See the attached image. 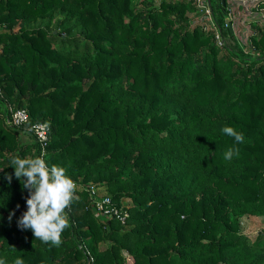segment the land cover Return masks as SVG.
<instances>
[{"label": "trees", "instance_id": "1", "mask_svg": "<svg viewBox=\"0 0 264 264\" xmlns=\"http://www.w3.org/2000/svg\"><path fill=\"white\" fill-rule=\"evenodd\" d=\"M222 3L212 1L219 46L188 16L193 0H0L7 264H264V230L240 229L241 216L264 215V24L252 21L245 51ZM8 105L28 110L27 127L5 123ZM39 121L43 158L76 185L58 247L17 227L28 192L10 161L40 156L29 127ZM90 185L128 214H97Z\"/></svg>", "mask_w": 264, "mask_h": 264}, {"label": "clouds", "instance_id": "2", "mask_svg": "<svg viewBox=\"0 0 264 264\" xmlns=\"http://www.w3.org/2000/svg\"><path fill=\"white\" fill-rule=\"evenodd\" d=\"M223 134L233 137L237 143L244 142V135L233 127L224 126L220 130ZM238 155V149L235 150ZM234 150L225 153V159L231 160ZM10 166L14 168V176L20 180L23 189L28 192L26 211L17 219L20 230L30 229L36 239L43 243L51 242L54 246L62 243L61 234L69 226L65 209L69 207L76 185L66 175V169L58 165L46 163L43 156L21 158L18 154L11 158ZM11 182L12 176H7ZM20 206L17 205V209ZM15 211L8 216L11 222ZM0 264H7L6 258H0ZM13 264H24L23 259L17 257Z\"/></svg>", "mask_w": 264, "mask_h": 264}, {"label": "built area", "instance_id": "3", "mask_svg": "<svg viewBox=\"0 0 264 264\" xmlns=\"http://www.w3.org/2000/svg\"><path fill=\"white\" fill-rule=\"evenodd\" d=\"M212 1L213 0H193V3L196 6V11L193 12H198V14H200L198 19L204 23V29L212 30L216 37V43L219 46H222L224 44V38L220 28L216 24V19L212 9ZM263 2L264 0H224L222 3L225 8V25L229 26L230 29L236 34L245 51L249 49L248 36L253 32V30L249 33V35L247 34L245 38H240L236 32L233 19L240 17L243 13H248L254 15V18L251 19L252 21H257L259 24H263L260 23V18L255 16L260 14L264 17ZM244 43H246L247 49H245ZM5 123L9 126L27 127L29 123L28 110L24 107L9 106L8 114L5 117ZM29 127L31 134L37 140L40 147V156H43L49 140V126L46 122L39 121L34 122ZM87 190L92 195V206L97 214H101L105 217L120 216L122 219L128 214L127 211L121 213V210L112 203L111 197L109 195L98 194V190L94 187V185H90Z\"/></svg>", "mask_w": 264, "mask_h": 264}, {"label": "rangeland", "instance_id": "4", "mask_svg": "<svg viewBox=\"0 0 264 264\" xmlns=\"http://www.w3.org/2000/svg\"><path fill=\"white\" fill-rule=\"evenodd\" d=\"M132 1H133V4H135L139 0H132ZM158 2H159V0H155V3H158ZM188 16L190 17L191 20H194V21L198 20L199 21L198 18L200 17V14H198V12H190ZM255 16L259 17L260 21H261L260 23L264 24V17L262 15L258 14ZM253 18H254L253 14L243 13L240 17L233 19V21H234L233 23L235 25L236 32L240 38H245V36L247 34L249 35V33L253 30L252 25H251L252 24L251 19H253ZM199 22H201V21H199ZM63 26H64V24L57 23V24H55L54 30H57V29L60 30V28L62 29ZM78 30H79V28H74L70 35L77 34ZM232 42H233V40H232ZM81 46H83V45H81ZM244 47H245V49H247L246 43H244ZM8 106H11V105H8ZM21 136H22V138L24 137V139H28L30 137L29 134L27 135V133L25 131L21 132ZM105 193H106V191H105ZM122 200H123V203L125 205L129 206L131 203L129 198H123ZM240 229L243 233L247 234L250 238H252V239L255 238V236L258 232H260L261 230H264V215H262V216H256V215H243V216H241V218H240ZM125 258H126L127 262L132 261L131 257L125 256Z\"/></svg>", "mask_w": 264, "mask_h": 264}, {"label": "water", "instance_id": "5", "mask_svg": "<svg viewBox=\"0 0 264 264\" xmlns=\"http://www.w3.org/2000/svg\"><path fill=\"white\" fill-rule=\"evenodd\" d=\"M222 2H224V0H222Z\"/></svg>", "mask_w": 264, "mask_h": 264}, {"label": "crops", "instance_id": "6", "mask_svg": "<svg viewBox=\"0 0 264 264\" xmlns=\"http://www.w3.org/2000/svg\"><path fill=\"white\" fill-rule=\"evenodd\" d=\"M24 138V137H23ZM29 139V138H28ZM26 140V139H25Z\"/></svg>", "mask_w": 264, "mask_h": 264}]
</instances>
